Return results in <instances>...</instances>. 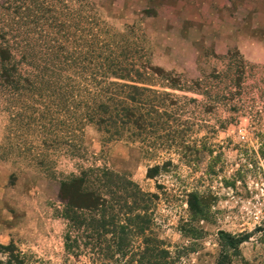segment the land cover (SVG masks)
<instances>
[{"label": "rangeland", "instance_id": "1", "mask_svg": "<svg viewBox=\"0 0 264 264\" xmlns=\"http://www.w3.org/2000/svg\"><path fill=\"white\" fill-rule=\"evenodd\" d=\"M91 1L112 33L134 43L139 63L186 88L157 87L179 97L174 123L188 131L182 145L150 150L127 138L108 141L88 125L83 149L71 154L61 116L57 126L28 130L0 101V245L14 244L29 264L119 263L68 217L63 184L82 171L92 183L96 168L107 166L160 194L153 234L173 264H218L220 230L246 235L230 264H264V0ZM156 164L164 168L148 177ZM190 192L208 204L192 218Z\"/></svg>", "mask_w": 264, "mask_h": 264}, {"label": "trees", "instance_id": "2", "mask_svg": "<svg viewBox=\"0 0 264 264\" xmlns=\"http://www.w3.org/2000/svg\"><path fill=\"white\" fill-rule=\"evenodd\" d=\"M5 4L0 5V101L21 117L22 128L54 127L61 116L71 154L83 149L88 125H95L108 141L127 138L150 150L161 142L182 145L188 129L179 131L174 123L181 116L174 109L179 97L157 87L186 88L162 69L139 63L134 43L112 33L94 13L96 2ZM163 168L150 167L148 177H157ZM95 173L92 183L84 171L63 183L73 211L68 217L76 228L84 227L86 238L110 259L119 254L123 264H173L166 243L153 234L160 194L145 192L129 175L107 166ZM187 197L191 218L205 212L204 196L190 192ZM219 238L218 264H230L246 235L220 230ZM6 252L0 264H29L14 244L0 245V253Z\"/></svg>", "mask_w": 264, "mask_h": 264}]
</instances>
